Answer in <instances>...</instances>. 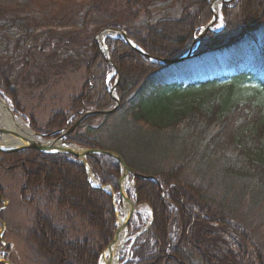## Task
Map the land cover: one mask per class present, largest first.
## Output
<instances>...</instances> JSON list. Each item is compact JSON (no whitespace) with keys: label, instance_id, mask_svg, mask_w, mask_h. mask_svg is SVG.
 I'll return each mask as SVG.
<instances>
[{"label":"trees","instance_id":"1","mask_svg":"<svg viewBox=\"0 0 264 264\" xmlns=\"http://www.w3.org/2000/svg\"><path fill=\"white\" fill-rule=\"evenodd\" d=\"M117 7L112 9L121 15L109 16L112 19L102 28L122 29L148 57L174 61L152 62L119 39H105L119 75L115 89L119 106L112 115L87 119L66 138L83 149L115 151L129 168L142 174L146 168L156 178L133 180L138 201L149 204L154 213L151 228L141 235L144 241L133 243L124 264H165L170 258L181 264H238L239 259L242 264H264V248H259L255 230L225 213L217 199L236 193L241 201L264 203V0L222 5L221 29L206 32L193 55L184 60L180 59L212 20L209 0H191L178 18L152 23L145 21V0H127ZM86 25L81 22L82 28ZM32 28L36 27L26 20L5 21L0 15V92L18 115L24 111L12 85L8 42L16 36L17 43L32 39ZM92 40L87 39L90 56L81 93L70 99L66 114L54 113L44 129L31 122L34 131H66L81 112L114 107L109 90L116 76L109 77L111 66ZM197 74L210 75L214 81L226 74L233 77L217 87L218 93L224 92L218 99L178 107L166 92L169 83ZM250 78H256L260 87L242 99L236 94L237 85ZM111 117L116 123L111 132L105 131ZM139 123L151 126L152 132L143 135ZM91 158L86 161L97 182L110 184L118 193V164L98 156L97 168ZM0 167L9 173L20 170L21 201H37L29 240L46 264L99 263L116 230L114 202L111 195L87 184L86 171L75 158L27 149L0 154ZM77 223L88 227L90 234L73 239L70 230ZM232 241L238 243L236 255L230 249Z\"/></svg>","mask_w":264,"mask_h":264},{"label":"rangeland","instance_id":"2","mask_svg":"<svg viewBox=\"0 0 264 264\" xmlns=\"http://www.w3.org/2000/svg\"><path fill=\"white\" fill-rule=\"evenodd\" d=\"M126 1L0 0V15L3 20L7 21L11 18L26 20L29 26L36 27L32 28L34 29L32 39L28 41L17 43L18 37H13L8 42L7 55V59L13 65L12 85L24 111L21 117L29 128L30 123L34 122L36 126L44 129L54 113L68 112L70 99L79 96L85 82V65L90 56V44L87 39L93 38L92 42L99 45V33L95 31L102 28L111 17H119L120 10L112 8L116 5L120 7ZM190 1L145 0V21L152 23L159 19L178 18L183 6ZM209 2L214 3V0ZM97 4L98 8L95 9ZM219 19H221L220 15ZM81 22L87 24L85 28L81 27ZM219 22L220 20H217L214 29L220 28ZM42 25L45 27L38 28ZM194 46L192 45V48ZM232 77L233 74H226L214 81V77L210 75L197 74L188 80L171 81L166 92L170 93L171 97H175L174 101L178 107L206 105L223 95L224 92L216 91L217 87L229 83ZM205 82L209 84L203 88L201 84ZM242 83L243 85H237V91L235 90L242 99L252 94V89L260 87L256 78L244 80ZM208 90H212L213 93ZM101 121L102 119L94 124ZM106 122L108 126L105 131H110L116 123V117H111ZM141 124L139 123L143 135L152 132L151 126ZM127 154L139 160L136 155L129 152ZM22 184L20 171L5 173L0 169L2 190L0 195L3 203L0 204L2 208L0 220L4 223L3 227L0 224V230L2 239L8 243V247H4L1 253V259L11 264H46L44 257L37 252L34 243L29 240L34 214L32 208L20 199ZM240 198L241 196L236 193L217 197L225 213L255 230V240L260 249L264 248V203L256 206V202L247 199L241 201ZM133 218V224L144 228L150 218V211L143 207L141 213L135 214ZM88 234L90 229L79 223L70 230L73 239H82ZM231 244V252L236 255L235 248H238V243L232 241ZM1 246L0 244V248ZM127 252L128 247L124 244L120 255ZM236 261L238 264L243 263L240 259Z\"/></svg>","mask_w":264,"mask_h":264},{"label":"bare ground","instance_id":"3","mask_svg":"<svg viewBox=\"0 0 264 264\" xmlns=\"http://www.w3.org/2000/svg\"><path fill=\"white\" fill-rule=\"evenodd\" d=\"M222 1H227V0H222ZM220 6H221V1H216L213 4V9H214L216 16L219 15ZM117 101H118V106H119L118 98H117ZM114 102H115V100H114ZM115 106H116V102H115V105L113 108H115ZM118 106L116 107V109L118 108ZM108 110H110V109H108ZM108 110H106V111H108ZM90 112H94V111L91 110V111L81 112V118L82 117L85 118V120L83 122H85L89 118L97 117L96 115L86 117V113H90ZM81 124H79L72 132H74ZM72 126H70V128ZM30 127H31V125H30ZM68 130L61 131V132L64 133V132H67ZM33 132L38 133L37 131H34V130H33ZM83 132H84V129H83ZM13 134H17V135L22 136V137L27 138V139L33 138V134H32V132H30L29 126L26 124V122L23 121L22 118L16 117V115L12 114L11 108L8 105H4L3 102L0 100V144L3 146L15 145V138L13 137ZM49 134L50 133H44L41 135L44 136L45 139H54V138L59 136V134H57L54 137H50ZM68 135L66 136V138L68 137ZM66 138H65V141H66ZM66 143L69 144V146L67 148H76V149L80 148L79 146H77L74 143L67 142V141H66ZM87 150H90L91 153L88 156L92 157L91 161L94 163V165L96 167L98 166V162H99L98 156H101V155L96 154L95 152L97 150H101V151H105V152L110 151V150L95 149V148L87 149ZM110 152H114V153L118 154L115 151H110ZM12 153H17V152H12ZM7 154H11V153H7ZM49 154H52V153H49ZM56 154H58V153H56ZM59 154H63V153H59ZM64 155L75 158L84 167V170L86 171V174H87L86 182L91 188L96 189V190H100V191H104V192L108 193L109 195H111V197H112V194L109 190H112L114 192V189L110 184L102 185V186L107 187L104 190L97 188V187H99L98 186L99 184H98L97 180L95 179V177L91 171L90 165L86 161V159H85V162H83L77 156L69 155V154H64ZM119 170H120V177L117 181V186H118V194H119L120 190H121L122 194L121 195L119 194L117 197H118V199L122 200L123 206L120 208V210H117V213H116L115 208L117 206H121V205L119 204V202L113 201L114 202L113 208H114V213H115L114 228H116L114 236L116 234V238H115L113 245L108 250H106V248H108V246L104 249L105 254L103 256V258H104L103 264H106L108 262L109 256L111 257V264H118L119 254H120L122 248L124 247V244L130 249L131 246L133 245V243L136 242L140 238H141V243H142L144 241V239H142V237H141L142 233L145 231H148L151 228V225L153 222L154 210L152 209V207L149 204H147L145 202H139L137 194L134 193V189H133L134 182H133V180L135 178L129 177L128 180L121 181L122 170H121L120 166H119ZM141 170L143 172H145L146 174H142L140 172H137L136 170H134V171L136 174H138L140 176H145L146 178L144 180H149V177H152L156 181L155 177L147 174L146 168L141 169ZM66 175H67V173H66ZM68 177H69V175H68ZM129 186H131V187L129 188ZM160 192L162 193L163 189H161ZM127 199H128V202L126 201ZM25 202L29 203V204H25V203L24 204L27 206L30 205V207L32 208L33 214H35V208L33 205H35L37 203V201H30V200L27 201L26 200ZM73 203H75V201H73ZM143 207L148 208V210L150 211V218H149V220H148V222L144 228H139L138 226H136L133 223H127L126 222V219H127L128 215L130 214L131 211H133V214H138V213H141V209ZM1 209L2 208L0 207V211H1ZM53 216L56 217V214H54ZM163 216L165 217V212H163ZM170 219L172 220V222H174L176 220V218H174V216H170ZM178 225L181 226L182 223L178 222ZM104 250H103V252H104ZM161 261H163V259H161ZM172 263L181 264L180 262H178V260L173 259V258L168 259L165 264H172Z\"/></svg>","mask_w":264,"mask_h":264},{"label":"water","instance_id":"4","mask_svg":"<svg viewBox=\"0 0 264 264\" xmlns=\"http://www.w3.org/2000/svg\"><path fill=\"white\" fill-rule=\"evenodd\" d=\"M214 1H219V0H214ZM232 0H228V1H224V3L227 2H231ZM211 10L213 11V19L212 21L206 26V28L204 29V31L202 32V34H200L198 36L197 39H195L194 43L192 44L193 46L199 45L200 40L203 38L204 34L206 33V31H208L211 27V25L216 21L217 17L215 15V12L213 10V5L211 3ZM117 37L119 39H121L124 43L130 45L135 51L140 52L141 54H143V52L133 43L129 40V38L126 36L125 33H123L122 31L113 29V28H106L103 31L100 32L99 34V39H100V51L102 52L103 55L106 56V61L109 65L112 66L114 72H116V67L113 66L112 61L110 59V54L108 52V49L105 45V38L106 37ZM193 53V51H189V53L184 56L182 59H185L189 56H191ZM181 59V60H182ZM159 63L161 64H172L174 63V61H163V60H159ZM110 95L113 97V99L116 102V106L115 108H113L112 110H108V111H94V112H90V113H86V117L88 116H97V115H108V114H112L116 107L118 106V101H117V97L115 95V86H113ZM0 100L3 102L4 105H6L5 101L3 100V96L0 95ZM85 120V118H81L80 120H78L67 132H60L58 133L59 136L54 138V139H45L44 136H42L39 133H35L32 132L33 134V138L32 139H27L24 137H21L17 134H13L14 138H15V145L12 146H3L0 144V153L2 154H7V153H12V152H20L22 150L25 149H33V150H37L43 153H52V154H56V153H63V154H69V155H74L77 156L78 158H80L83 162H85L86 156H88L91 152L90 150H84V149H76V148H67L69 146L68 143H66L65 138L68 134H70L79 124H81L83 121ZM55 135V134H53ZM51 135V136H53ZM10 145V144H9ZM96 154L102 155V156H106V157H110L112 158L114 161H116L118 163V165L121 167L122 170V174H121V181L124 180H128L129 176H131L132 178H141V179H145V176H140L138 174L135 173L134 170L130 169L129 167L126 166L124 160L121 158V156H119L118 154L114 153V152H110V151H101V150H97L95 152ZM149 179H154L152 177H149ZM98 189L104 190L105 188H107L106 186H99L97 187ZM112 194L113 197H115V194L113 193L112 190H109ZM119 194L121 195L122 192L121 190L119 191ZM128 202V199L126 200ZM133 215V211L130 212V214L128 215L126 222L130 223L131 218ZM0 224L3 227L4 223L0 220ZM1 231H0V242H2L3 246H7V243H5L2 239H1ZM116 238V234L111 242V245L106 248V250H108L114 243ZM1 252V250H0ZM105 254V250L102 253V258ZM104 259V258H103ZM104 261V260H103ZM0 263L1 264H10L8 261L6 260H1L0 259ZM106 264H111V257L109 256L108 262Z\"/></svg>","mask_w":264,"mask_h":264}]
</instances>
